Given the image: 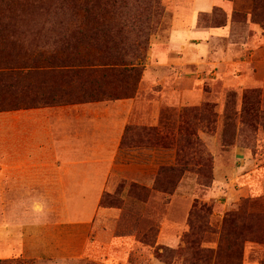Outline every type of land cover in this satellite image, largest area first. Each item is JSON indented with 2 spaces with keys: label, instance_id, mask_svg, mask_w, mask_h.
Returning <instances> with one entry per match:
<instances>
[{
  "label": "rangeland",
  "instance_id": "obj_1",
  "mask_svg": "<svg viewBox=\"0 0 264 264\" xmlns=\"http://www.w3.org/2000/svg\"><path fill=\"white\" fill-rule=\"evenodd\" d=\"M173 1L159 0L163 17L152 20L135 89L130 80L100 79L105 72L69 87L117 98L90 101L102 106L136 104L118 176L110 173L105 187H71L68 197L47 188L45 202L17 203V109L10 107L18 99L15 91L2 92L0 264H264V0H217L197 16V27L216 36L168 55ZM57 2L0 6V53L41 55L53 53L61 38L74 43L77 24L60 28L32 16ZM95 30L99 51L86 39L70 51L96 55L118 41L108 21ZM17 212L39 225L46 253L17 254Z\"/></svg>",
  "mask_w": 264,
  "mask_h": 264
},
{
  "label": "crops",
  "instance_id": "obj_2",
  "mask_svg": "<svg viewBox=\"0 0 264 264\" xmlns=\"http://www.w3.org/2000/svg\"><path fill=\"white\" fill-rule=\"evenodd\" d=\"M184 1L187 7L181 5ZM173 2L168 55L216 36L214 30L197 27V16L210 13L217 0ZM135 105L90 102L17 110V203L45 202L42 196L47 188H61L68 197L71 187H105L111 174L118 176L120 143ZM133 177L149 183L147 176ZM31 219L29 213L21 217L17 212V254L39 256L49 249L37 238L39 225ZM4 249L0 248V254Z\"/></svg>",
  "mask_w": 264,
  "mask_h": 264
},
{
  "label": "trees",
  "instance_id": "obj_3",
  "mask_svg": "<svg viewBox=\"0 0 264 264\" xmlns=\"http://www.w3.org/2000/svg\"><path fill=\"white\" fill-rule=\"evenodd\" d=\"M9 2L12 0H0V6H7ZM163 13L159 0H64V2L58 0L55 5L37 11L32 16H44L45 23H57L60 28L77 24L79 30L74 33L75 42L70 44L68 39L61 38L57 43L62 45L56 47L53 53L41 55L28 53L12 57L0 53V97L3 91H15L18 105L13 104L10 108L17 110L90 102L105 98L116 100L117 98L112 94L102 90L92 92L79 90L77 93H72L73 90L69 87L72 84L86 83L85 80L89 77L91 80H96L95 76L105 72L100 79H119L127 82L130 80L132 88L135 89L143 71L139 63L144 62L146 57L148 35L153 29L152 20L159 22ZM3 16L4 13L0 11V38L4 33ZM102 21L117 26V35L111 36L118 41L111 45L112 48L104 49L103 53L99 52L96 55L79 56L72 53L71 45L74 46L81 39H86L92 50L99 51L96 49L99 44L95 28ZM91 33L92 35H89ZM110 42L111 40L108 39L107 43ZM100 59L106 62L102 63ZM36 76H39L37 80ZM49 78H54L55 83ZM1 106L0 104V112L5 110ZM147 134L151 136L150 132ZM152 137L162 141V137L158 135ZM184 138L186 141L187 137ZM177 142L179 149L183 148L182 143H179L180 139ZM176 172L180 171L176 170Z\"/></svg>",
  "mask_w": 264,
  "mask_h": 264
}]
</instances>
